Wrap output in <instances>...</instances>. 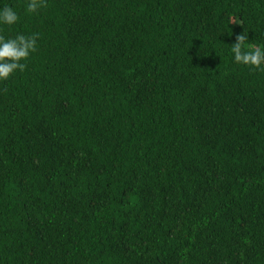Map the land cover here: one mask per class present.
<instances>
[{
  "label": "trees",
  "instance_id": "16d2710c",
  "mask_svg": "<svg viewBox=\"0 0 264 264\" xmlns=\"http://www.w3.org/2000/svg\"><path fill=\"white\" fill-rule=\"evenodd\" d=\"M0 0L37 50L0 81V264H264V0ZM6 90V91H5Z\"/></svg>",
  "mask_w": 264,
  "mask_h": 264
},
{
  "label": "clouds",
  "instance_id": "9594fccd",
  "mask_svg": "<svg viewBox=\"0 0 264 264\" xmlns=\"http://www.w3.org/2000/svg\"><path fill=\"white\" fill-rule=\"evenodd\" d=\"M46 0H30L27 12L35 13L39 8L46 7ZM17 12L11 6L0 10V23L13 25L18 21ZM38 34L25 36L17 35L15 38L5 39L0 35V81H6L17 70L23 72L26 64L22 63L30 54L37 50ZM234 60L238 64L264 71V47L248 42V34L243 32L236 35V42L230 47ZM6 91V90H5Z\"/></svg>",
  "mask_w": 264,
  "mask_h": 264
}]
</instances>
